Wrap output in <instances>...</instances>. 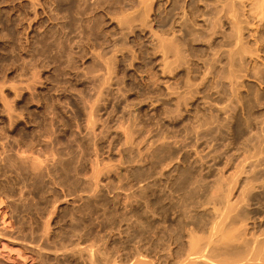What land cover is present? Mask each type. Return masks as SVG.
Returning <instances> with one entry per match:
<instances>
[{
    "label": "rangeland",
    "instance_id": "rangeland-1",
    "mask_svg": "<svg viewBox=\"0 0 264 264\" xmlns=\"http://www.w3.org/2000/svg\"><path fill=\"white\" fill-rule=\"evenodd\" d=\"M263 127L264 0H0V264H185L227 197L264 264Z\"/></svg>",
    "mask_w": 264,
    "mask_h": 264
},
{
    "label": "bare ground",
    "instance_id": "bare-ground-1",
    "mask_svg": "<svg viewBox=\"0 0 264 264\" xmlns=\"http://www.w3.org/2000/svg\"><path fill=\"white\" fill-rule=\"evenodd\" d=\"M239 66V65H238ZM236 71V74L234 73V72H231L230 73V75H232L233 73L235 74L234 76L236 77V78H238L236 75H238V70H239V68L238 69H235ZM233 77H231L230 78V80L232 79ZM236 82V80H234V79H232V83L233 82ZM231 83V84H232ZM236 85H237V83H236ZM235 85V86H236ZM230 86H232V85H230ZM234 86V87H235ZM232 88H233V86H232ZM236 89H237V86H236ZM234 89H232V91H233ZM237 92V91H236ZM236 92H233V93H236ZM264 128V127H263ZM262 130V132L264 131L263 129H261ZM254 135H258V132H256V134H254ZM258 136H261V135H258ZM257 136V137H258ZM262 136H263V134H262ZM253 139H255V137H253ZM257 139V138H256ZM261 140H262V137H261ZM261 140H259V142H261ZM258 140H255L254 142H257ZM253 142V143H254ZM258 143V142H257ZM263 144H264V141L262 142ZM261 143V144H262ZM259 144V143H258ZM252 145H254V144H252ZM255 145H257V144H255ZM253 147H255V146H252V148ZM258 147H260V146H258ZM258 147L256 146V148L258 149ZM264 147V146H263ZM262 147V148H263ZM262 148H259V150H257V151H259V152H261L260 151V149L262 150ZM254 150V153L255 154H258V152L256 153V150L255 149H253ZM264 152V151H263ZM262 153V152H261ZM249 155H253V151H252V154L250 153ZM248 154L247 155H244V156H246V158L244 159V161H246V160H248V159H250L249 157H253L255 160H257L258 158H256V157H259V156H257V155H253V156H249ZM260 156H261V158H260V160H262V159H264V158H262V157H264L262 154H259ZM247 156H249V157H247ZM253 159V162L255 161ZM259 160V159H258ZM264 161V160H263ZM257 162V161H256ZM260 162V161H259ZM262 162V161H261ZM251 164V163H250ZM263 163H261V165H262ZM252 166L253 165H255L254 163L253 164H251ZM258 166L260 165V164H257ZM256 165V166H257ZM255 167V166H254ZM256 168V167H255ZM258 173H256V175H257ZM253 175H254V173H253ZM258 177L260 176L259 174L257 175ZM256 176V178L258 179V177ZM251 177H253V176H251ZM251 179V178H250ZM257 179H255V178H252L251 180H257ZM258 197V196H257ZM221 200H222V198H220ZM223 199H224V197H223ZM219 200V199H218ZM219 200L220 202H214V201H216V200H214L213 201V203H214V205H213V207H214V220H213V222L212 221H210V222H212L211 223V226H210V230L208 231L209 232V234H208V232H206L205 234L207 235H204L203 234V236L205 237V238H203L202 236L201 237H199V236H197V237H195V236H191V237H189L192 241L190 242V240H189V242L191 243V244H189V245H191L190 246V250H189V254H188V256H187V254H186V257H188V259H186L185 261H183V262H185V264H246V262H247V264H249L250 262H252L251 264H256V260L259 258L258 256H257V253H259L257 250V252L255 251V247H253V249H254V254L256 253V256H254V255H252V254H249L248 256H247V253L248 252H250V248H252L251 246L253 245V242H254V238H252V240H250L251 242H252V244H251V246L249 245L250 243L249 242H245V243H249V244H241V242H242V240L244 239V241L246 240L247 241V239H246V235L245 234H243V231L245 230V229H248V228H246L247 227V225L243 222V220L242 219H244L243 217H242V213L241 212H238L237 213V211H239V210H237L236 211V214L237 215H235V212L233 213L234 215H235V217H234V215L232 214V213H230L229 211H228V209H230L231 208V211L233 210L234 211V207L236 206H234L232 203H231V201H229L230 199H228V197H227V200ZM243 200V199H242ZM210 201V200H209ZM241 200H239V202H240ZM237 203H238V201H237ZM241 203V202H240ZM208 204V203H207ZM206 204V205H207ZM209 204H210V202H209ZM233 205V206H232ZM239 205V204H238ZM237 205V206H238ZM213 207H211V208H213ZM241 206H239V209L241 210V208H240ZM210 209V208H209ZM209 211V210H208ZM232 211V212H233ZM212 212V210L210 211V213ZM227 212H229L230 213V215H231V217H233V222L234 221H236V220H238L239 221V219H237V217H242V219L240 220V223L242 222V224H244L243 226L241 225V224H239L238 225V223H237V225H238V227L237 228H239V229H236V228H234V229H236L235 231L236 232H234V230H233V227H235L236 226V224L235 225H233L234 223L232 222V225H233V227H232V225L230 226L229 224H231V222L228 224L229 226H230V228L229 229H232L233 230V232H232V230H231V232L230 231H224L225 229H221V228H223L224 226H225V223L227 224V221L225 220V218H226V216L227 215H229V214H227ZM243 212V211H242ZM230 215L227 217V220H230V219H228L229 217H230ZM246 215L244 214V217H245ZM211 217V216H210ZM249 217V216H248ZM245 218H247V217H245ZM250 218L251 217H249V220L248 219H244V220H248V221H250ZM211 219V218H210ZM226 221V222H225ZM252 221V220H251ZM250 221V222H251ZM209 222V221H208ZM250 222H248L249 224H250ZM255 222V221H254ZM253 222V223H254ZM261 222V221H260ZM252 223V224H253ZM261 224V223H260ZM246 225V227L244 228V226ZM256 225V224H255ZM209 226V225H208ZM248 226H251V225H248ZM242 227L244 228V230L242 229ZM255 227V226H254ZM226 228V227H225ZM260 228V227H259ZM227 229H228V227H227ZM242 229V230H241ZM258 229V228H257ZM240 230V232H238ZM205 231V230H204ZM207 231V230H206ZM246 231V230H245ZM244 231V232H245ZM254 231H256V230H254ZM228 232V233H227ZM232 233L230 236H229V234L230 233ZM238 232V233H237ZM261 232V231H260ZM226 233V234H225ZM240 233V234H239ZM245 233H247V232H245ZM262 233V232H261ZM260 233V234H261ZM235 234H236V236H235ZM251 234H253V232H251ZM257 234V233H256ZM259 233L257 234V235H260ZM262 234H264V233H262ZM191 235V234H190ZM240 235L241 236H245V238H243V237H241L242 238V240L240 239ZM257 235L255 236V238H257ZM231 236H233L232 238H231ZM227 237V238H226ZM254 237V236H253ZM262 237H263V235H262ZM262 237H260L259 236V238H257V239H260V238H262ZM201 238V239H200ZM203 238V239H202ZM250 239H251V236L249 237ZM240 239V240H239ZM261 241H263L264 239L262 238V239H260ZM238 241V243H236ZM239 241H241V242H239ZM249 241V240H248ZM259 240H257V242L256 243H259L258 242ZM264 242V241H263ZM255 243V242H254ZM255 243V244H256ZM242 245H248V247H250V248H248V247H242ZM189 248V247H188ZM246 248H248V250L249 251H247L246 253L244 252L245 250L244 249H246ZM253 249H251V251L253 250ZM251 253H253V252H251ZM252 255V256H251ZM259 255V254H258ZM254 256V257H253ZM185 258V257H184ZM183 258V259H184ZM182 259V260H183ZM260 259V258H259ZM262 259H260V261H261ZM257 261H259V260H257ZM181 262V261H180ZM255 262V263H254ZM145 263V262H144ZM147 263V262H146ZM147 264H149V263H147ZM184 264V263H183ZM257 264H260L259 262L257 263ZM262 264V263H261Z\"/></svg>",
    "mask_w": 264,
    "mask_h": 264
}]
</instances>
